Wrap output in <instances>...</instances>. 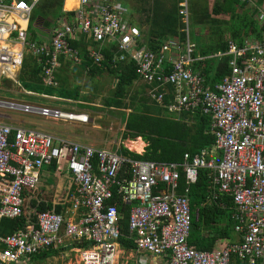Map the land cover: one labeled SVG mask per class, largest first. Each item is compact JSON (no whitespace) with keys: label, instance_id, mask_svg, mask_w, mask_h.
Instances as JSON below:
<instances>
[{"label":"built area","instance_id":"built-area-1","mask_svg":"<svg viewBox=\"0 0 264 264\" xmlns=\"http://www.w3.org/2000/svg\"><path fill=\"white\" fill-rule=\"evenodd\" d=\"M38 1L0 0V81L19 85L24 57L31 53L44 55L42 85L57 88L59 59L81 63L69 40L81 35L96 43L88 57L98 67L104 61L101 47L114 44L113 61L134 63L136 76L149 86L148 95L168 114L178 118L200 109L208 116L214 144L194 156L185 154L181 163H157L131 160L118 154L119 148L81 145L0 123V219L23 214L24 194L32 199L30 191L39 187L42 168L52 163L57 173L70 175L74 188L64 214L33 208L30 228L0 236V264H30L37 253L51 248L78 255L74 264H119L121 254L133 251L119 246V202H112L114 196L131 206L128 230L137 264H264V31L259 38H245L240 46L229 42L227 52L217 57L229 58L230 73L209 89L192 69L200 59L194 57L187 0L179 4L184 39L169 38L156 53L143 45L127 7L114 0H77L70 10L74 18L53 30L49 47L29 42L22 24L29 23ZM259 12L264 23V12ZM168 86L173 88L172 100L164 105ZM4 106L50 121L89 120L84 113L16 101H0ZM200 170L209 171V201L228 196L234 204L237 240L218 251H200L188 242L193 213L188 189L178 193L180 171L190 186L198 181Z\"/></svg>","mask_w":264,"mask_h":264},{"label":"trees","instance_id":"trees-1","mask_svg":"<svg viewBox=\"0 0 264 264\" xmlns=\"http://www.w3.org/2000/svg\"><path fill=\"white\" fill-rule=\"evenodd\" d=\"M183 0H150V6L146 10H140L141 20L136 26L140 29L143 45L151 52L156 53L169 38L180 37L184 39V24L179 16V4ZM64 0H39L31 12L27 29L28 41L49 47L50 34L55 26L61 22H71L74 18L73 12H63ZM188 16L191 24L196 30L193 37L196 39V49L194 56L200 60L193 65V71L203 77L205 87L212 89L229 75L228 57L218 58L217 55L227 52L229 42L240 46L247 37L259 38L264 31V23L260 21V12H264V0H214L212 5H208L207 0H187ZM222 17H225L224 19ZM140 26V27H139ZM145 26V31H142ZM147 28V29H146ZM210 29L212 37L202 36L199 33L202 29ZM44 30V31H42ZM46 31V32H45ZM199 31V32H198ZM192 32H190V37ZM69 45L79 51L81 64L78 69L89 76L91 80L104 74L115 79V89L112 95L106 98L103 105L108 108L129 109L130 112L124 120V132L122 141L127 139L140 138L145 143L144 151L141 155L128 151L124 146H120L118 154L130 158L131 160L152 161L157 163H181L183 156L189 154L194 156L202 150H211L214 144V136L210 133L211 120L197 109L192 114H182L179 118L168 114L167 110L158 106L150 96H145V89H149L147 84L142 86V90L136 92L138 102L130 106L125 103L129 97V88H132L138 77L135 74V64L132 62H114L116 49L114 44L101 47L104 61L101 66L94 65L88 57L89 50L97 47V44L85 36H79L78 41L69 40ZM142 46V44L140 45ZM217 58L218 63L213 66L211 61ZM60 67L56 73V80L60 84L57 88L44 87L41 82L44 55L34 56L31 53L25 55L21 70L18 74V81L27 87L29 92L51 95L54 90L60 91L59 98H71L74 101L86 102V97H80L77 89L69 92V82L66 79L67 73L63 71L62 57ZM68 68V67H66ZM65 68V69H66ZM168 95L164 97V105H169L172 100L173 88L168 86ZM65 91H67L65 93ZM162 92V89H159ZM62 96V97H61ZM84 100H81V99ZM152 101L154 106H149L148 101ZM130 108H128V107ZM43 175L40 178L44 185L50 186V192H45L42 188L30 191L35 198H42L38 203L33 200L30 205L37 212L53 210L57 214H64L66 205L52 204L54 197L60 196L59 202L66 199L69 187L66 191H57V179L54 177L56 164L45 166ZM44 168V167H43ZM42 168V169H43ZM69 184V183H68ZM209 171L200 170L198 181L194 185L187 186L184 173L180 171L179 189L180 195L188 189L187 195L193 213L191 223V233L189 237L190 247L200 251H218L224 248L233 239L234 204L231 197L221 196L217 200L209 201ZM61 190V188H60ZM66 193V194H64ZM64 194V195H63ZM26 202L27 195L24 194ZM32 197V198H33ZM118 203L120 237L118 239L121 249L135 251L136 247L129 234L128 217L131 206L125 205L114 196L112 202ZM15 219H0V236H7L31 227L27 223L28 216L24 212ZM197 212V217H196ZM34 221V218L32 219ZM34 226V225H33ZM35 228V226H34ZM84 247H88L87 244ZM63 249H48L37 253L36 259L45 260L58 255Z\"/></svg>","mask_w":264,"mask_h":264},{"label":"rangeland","instance_id":"rangeland-1","mask_svg":"<svg viewBox=\"0 0 264 264\" xmlns=\"http://www.w3.org/2000/svg\"><path fill=\"white\" fill-rule=\"evenodd\" d=\"M114 1L121 3L127 7L130 14V20L133 25H136V23L138 25V21L141 20L140 16L142 12L140 10H146L150 6V0H114ZM207 1H208V5H212L214 0H207ZM68 6L72 8V6L70 5ZM222 18L224 19L225 17ZM60 22L55 26V28L61 24ZM144 27L145 26H142L143 31H145ZM195 31L196 30L193 28V25L191 24L190 32H192L191 40L193 43H196V39L198 40L200 39L198 38V36L193 37V32ZM199 33H201L202 36L212 37L211 31L208 28L202 29ZM51 35L52 34H50L49 37ZM209 58H215V57L211 56ZM217 60L218 59L215 58L211 61L213 66H216V64L218 63ZM63 62L66 63L65 61ZM74 68L75 71H77L76 73L77 80L80 82L82 89H84L86 92V94H84L83 96L88 98L87 103L91 105L76 104L75 108L71 110L69 108L70 106L63 104L64 102L53 101L54 103L51 106L53 108L59 109L64 112L87 114L89 117L87 123L83 124L78 122H63V121H53V120L47 121L41 117H38L37 115L11 110L8 107H0V122L9 125L11 124V126L18 125L21 126L22 128L42 131L50 135L60 137L63 140L76 142L81 145H89V146H94L96 148L109 149V150H115L122 145L130 152L137 153V150L133 148V146L138 144L137 140H132L133 143H128L127 142L128 140L122 141L121 139L122 134L124 132V120L126 118L125 114L128 113V111L126 110L127 112L125 113V111H122L120 109L107 108L103 105L104 100L110 97L115 89L114 79L104 74L100 77L91 80L87 74L82 73L78 69V66H74ZM137 85L138 84L133 85L132 88H129V92H130L129 97L125 101V103L129 106L131 104H135V102H138L137 97L134 99L132 98L135 95L138 96L136 92L140 90L143 91L142 86L144 85V83L139 86ZM27 92H29L27 90V87L22 85V83L20 82L19 85L11 84V87H8L6 84L1 82L0 101H16V102L24 103V102H34L35 100H40V98H38L40 94L38 93H34V96L37 95L36 97H24L23 94H26ZM144 94L147 97L149 96L147 89H145ZM51 95H55L56 97L59 98L60 91L54 90L51 93ZM148 105L154 106V103H152V101L150 100L148 101ZM45 168L46 167L42 169L41 176L43 175ZM66 175L68 176L67 173ZM58 178L60 179L59 187H61V190L57 186L56 193L58 192L60 193L62 192V190L65 192L66 187L69 186L68 183H70L71 185L72 182L69 181V178H67L66 176L62 177L59 175ZM41 183L42 182L40 178V185L37 189L39 190L42 188L45 192H50L51 189L50 186L42 185ZM35 198L33 197L32 199L36 201L42 200V198L39 199H35ZM32 199H30V201L27 199L25 202L24 212L26 213V216H29V213H31L32 210L34 211V209H32L30 205V203L33 201ZM53 200L59 202L60 196L54 197ZM33 217L34 216L31 215V218ZM78 259H79L78 255L69 252L68 250L65 251L62 250L61 252L58 253V255L48 258V260L46 259V260L38 261V259L32 257L30 259V264H65V263L74 264L75 262L78 261ZM137 261H138V256H136L135 253L133 254L124 253L123 255L122 254L120 255L119 264H136Z\"/></svg>","mask_w":264,"mask_h":264},{"label":"crops","instance_id":"crops-1","mask_svg":"<svg viewBox=\"0 0 264 264\" xmlns=\"http://www.w3.org/2000/svg\"><path fill=\"white\" fill-rule=\"evenodd\" d=\"M70 1H73V5H72V8H76L77 7V0H64V3H63V12H70V10L72 9L71 7H69L68 5V2H70ZM68 6V7H67ZM75 6V7H74ZM29 24V23H28ZM28 24H26V23H23L22 24V27H24V28H27L28 29ZM145 29V28H144ZM147 29V28H146ZM42 31H44V30H42ZM143 31V30H142ZM46 32V31H45ZM47 34H48V37H49V35H50V33L49 32H46ZM144 36V33L142 34V37ZM51 39V36L49 37V40ZM78 40H79V37H78ZM77 40V41H78ZM37 42V41H36ZM49 43H50V41H48V45H49ZM195 44V43H194ZM195 49H196V45H195ZM195 53V52H194ZM28 54V53H27ZM26 54V55H27ZM195 57V56H194ZM195 58H197V59H200L199 57H195ZM60 61V60H59ZM63 61H65L66 63H64ZM197 61H199V60H197ZM196 61V62H197ZM62 64H63V68L65 67H68V68H64L63 69V71H66V73H67V76H66V79L68 80V82H69V92H70V89L71 90H74V89H77V91H78V93H79V95H80V97H84L83 95L84 94H86V92H85V90L84 89H82V87H81V84H80V82L77 80V71H75V68H74V66H79V65H73L69 60H67V59H64V58H62ZM195 64V63H194ZM60 65H61V63H60ZM192 69H193V67H192ZM85 74V73H84ZM107 75V74H106ZM76 76V77H75ZM18 77V76H17ZM114 81H115V79H114ZM115 83H116V81H115ZM60 83L58 82V85H59ZM136 84H138L137 86H139V85H142L143 84V82L142 81H140V80H137V81H135V83H134V85H136ZM59 90V89H58ZM67 91H65V93H66ZM23 96L24 97H33V96H25L24 94H23ZM45 96H48V97H38V98H40V100H35L34 102H24V103H29V104H33V105H37V106H42V107H50V108H53L51 105H53V101H59V102H64L63 104H66V105H68V106H70L69 108L71 109V110H73L74 108H75V106H76V104H79V105H83V104H87V105H91V104H89V103H87L88 101L87 100H84V99H81V100H84V101H86V103H83V102H80V101H74V100H72L71 98H69V99H67V98H58V97H56V96H49V95H45ZM62 97V96H61ZM62 100H65V101H62ZM90 100V99H89ZM108 108V107H107ZM56 109V108H55ZM116 109V108H115ZM59 110V109H58ZM77 110H79V109H77ZM120 110H122V111H125V113L128 111V113H126L125 115L127 116L128 114H129V112H130V110L129 109H120ZM127 110V111H126ZM176 118V117H175ZM179 118V117H178ZM48 121V120H47ZM0 123H2V122H0ZM4 124H6V123H4ZM11 125V124H10ZM125 125V124H124ZM13 126V125H12ZM16 126H18V125H16ZM19 127H21V126H19ZM52 136H54V135H52ZM55 138H57V139H61L60 137H57V136H54ZM63 140V139H62ZM128 140V141H127ZM126 141L128 142V143H133V141L132 140H137V143L138 144H136L135 146H133V148H137L138 146H140L141 145V148L139 149V150H137V153L136 154H139V155H141L142 153H143V151H144V148H145V143L140 139V138H136V139H127ZM125 148V147H124ZM139 148V147H138ZM129 151V150H128ZM132 153H134V152H132ZM62 174V175H61ZM54 175H56V176H54L56 179H57V186H58V188H61V187H59V181H60V179L58 178V176L60 175V176H62V177H67V178H69V181H71L72 182V180H71V177H70V175H66V173H57V172H55V174ZM42 185H44L43 183H41ZM69 185H70V183H69ZM73 192H74V188H73V186H72V184H71V186L69 187V190H68V193H67V196H66V199L63 201V202H56V200H53L52 201V204L53 205H55L54 203H57V204H61V205H66V209L69 207V204H68V201H69V198H70V196L73 194ZM55 197H57V194H56V196ZM42 200H37V202H41ZM234 213V212H233ZM233 233H234V231H233ZM233 239L231 240V241H234V240H237L236 239V236H235V233L233 234V237H232ZM130 252H132V251H130ZM209 252V251H208ZM134 252H132V253H128V254H133ZM137 256V255H136ZM63 257V256H62ZM51 258V257H50ZM46 260V259H45ZM47 260H48V258H47ZM38 261H41V259H39ZM159 262V264H160V261H158ZM66 264V263H65ZM137 264V263H136Z\"/></svg>","mask_w":264,"mask_h":264},{"label":"bare ground","instance_id":"bare-ground-1","mask_svg":"<svg viewBox=\"0 0 264 264\" xmlns=\"http://www.w3.org/2000/svg\"><path fill=\"white\" fill-rule=\"evenodd\" d=\"M77 2V1H76ZM68 4L70 5V6H72L73 5V1H70V2H68ZM75 7V6H74ZM139 147V148H138ZM137 148H135L136 150H139L140 148H141V145L140 146H138Z\"/></svg>","mask_w":264,"mask_h":264},{"label":"water","instance_id":"water-1","mask_svg":"<svg viewBox=\"0 0 264 264\" xmlns=\"http://www.w3.org/2000/svg\"><path fill=\"white\" fill-rule=\"evenodd\" d=\"M5 83H6V85H7L8 87H11V81H6ZM4 107H6V106H4Z\"/></svg>","mask_w":264,"mask_h":264},{"label":"clouds","instance_id":"clouds-1","mask_svg":"<svg viewBox=\"0 0 264 264\" xmlns=\"http://www.w3.org/2000/svg\"><path fill=\"white\" fill-rule=\"evenodd\" d=\"M17 80H18V78H17ZM139 80V79H138ZM6 81H10V80H6ZM6 81H0V85H1V82H3L4 84H6L5 82ZM19 82V81H18ZM11 84H12V82H11Z\"/></svg>","mask_w":264,"mask_h":264}]
</instances>
